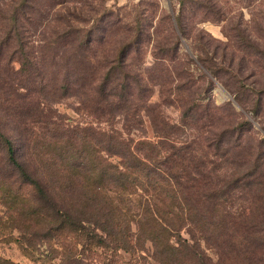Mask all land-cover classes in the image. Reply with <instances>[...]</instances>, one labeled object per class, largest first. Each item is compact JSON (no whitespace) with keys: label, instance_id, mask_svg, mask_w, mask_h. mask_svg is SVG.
Wrapping results in <instances>:
<instances>
[{"label":"trees","instance_id":"trees-1","mask_svg":"<svg viewBox=\"0 0 264 264\" xmlns=\"http://www.w3.org/2000/svg\"><path fill=\"white\" fill-rule=\"evenodd\" d=\"M200 16L223 22L232 55H243V64L254 57L263 69L264 49L242 24L216 11ZM166 18L170 42L156 47L152 73L131 75L122 58L92 57L80 29L65 43V54L53 56L60 61L51 62L48 73L42 61L33 64L32 75L22 49L20 94L34 91L35 99L33 105L7 100L5 112L20 137L17 145L0 125V193L13 222L20 219L24 251L52 244L60 264H114L103 252L109 250L130 253L132 264H226L251 247L252 231L263 232L254 216L264 211V137L252 131L245 112L263 117L264 89L246 86L240 65L220 66L201 47L198 59L242 110L233 101L216 105L208 97L213 79L203 71L196 77L188 67L193 60L179 55L184 10ZM10 21L16 26L15 18ZM140 39L135 31L137 53ZM154 84L161 88L157 107L149 104ZM13 85L3 84L10 96ZM73 89L78 111L91 119L86 126L70 127L52 107L42 108L48 99L59 104ZM0 264L13 263L0 258Z\"/></svg>","mask_w":264,"mask_h":264},{"label":"rangeland","instance_id":"rangeland-1","mask_svg":"<svg viewBox=\"0 0 264 264\" xmlns=\"http://www.w3.org/2000/svg\"><path fill=\"white\" fill-rule=\"evenodd\" d=\"M0 0V125L4 131L18 145L20 132L12 119L7 116L5 109L8 107V99L19 105L23 101L33 105L34 91L26 92L27 97L20 94L19 85L26 79L25 74H18L22 65L20 53L25 49L30 64L32 75H36V65L46 63L45 72L51 70L50 64L55 59L53 56L60 52L61 56L69 49L65 43L70 41L75 30H82L83 35L89 41L90 55L107 61L122 58L126 63V70L132 75V70L137 72L153 71L152 64L156 60V47L169 41L171 25L165 20L167 15L172 19L182 10L185 12V33L180 35L181 45L179 55L186 59V55L193 61H188V67L198 77L205 72L211 79L209 98L216 105H223L229 101L234 102L230 92L213 78L204 67V63L198 59L200 48L205 47L209 51L208 57L212 58L220 66L230 65L241 71L245 85L257 86L264 89V65H259L258 59L247 57L243 64L240 60L243 55H232V50L226 47L228 38L225 36L226 25L223 22H202L200 12L216 11L226 13L233 24H242L243 29L253 41L259 42L264 49V0ZM15 18L17 21L11 22ZM167 19V18H166ZM174 20V19H173ZM10 37L7 38L8 31ZM135 31L141 32V53L132 50V40L135 39ZM180 33V32H179ZM70 37V38H69ZM69 39V40H68ZM61 46V48H60ZM59 48L61 50H59ZM60 54L58 53L59 57ZM43 57V59H42ZM161 57V56H159ZM184 63V61H181ZM169 65L172 62H167ZM178 67V64H175ZM8 80L14 82L16 94H12L9 88L3 84ZM161 88L156 84L152 87V99L150 105L157 107L160 104ZM77 92H67L60 99L59 104H51V99L42 105L46 112L52 107L53 112L60 115L62 121L70 127L77 125L86 126L91 119L79 112L80 103ZM22 95V98L20 97ZM21 98V99H20ZM235 103L236 108L242 109ZM250 105V104H249ZM79 107V108H78ZM32 110V109H31ZM35 112V110H33ZM167 113L173 118L178 116L176 109L170 108ZM262 118L254 117L251 112H245L246 119L252 124V131L259 132L264 137V102L262 103ZM7 125V126H6ZM145 135L153 138V129L148 119L145 121ZM254 137H257V134ZM1 188V187H0ZM259 217L256 221L264 225V211L255 214ZM20 219L16 222L10 218V212L5 206L0 193V258L13 264H60L61 257L51 253L52 244L36 243L30 251H24L21 247L28 246L22 240L18 227ZM16 227V228H15ZM251 247L241 253L232 255L233 263L226 264H264V229L261 234L252 231ZM256 234V235H255ZM263 240H260L262 239ZM244 242H247L244 239ZM22 245V246H21ZM102 252V250H101ZM106 256L113 258L114 264H132V255L122 250L103 251ZM207 253L214 256V251ZM257 254L261 259L255 263L249 257ZM114 255L115 257H112ZM241 260V262H236ZM223 264V263H222Z\"/></svg>","mask_w":264,"mask_h":264}]
</instances>
